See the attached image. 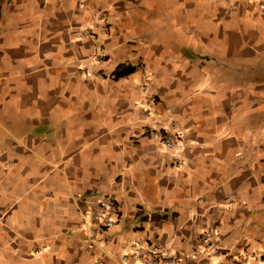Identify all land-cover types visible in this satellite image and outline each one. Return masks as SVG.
I'll list each match as a JSON object with an SVG mask.
<instances>
[{"label":"crops","instance_id":"obj_1","mask_svg":"<svg viewBox=\"0 0 264 264\" xmlns=\"http://www.w3.org/2000/svg\"><path fill=\"white\" fill-rule=\"evenodd\" d=\"M208 231L219 254L179 264H264V0H0V264H142L132 243Z\"/></svg>","mask_w":264,"mask_h":264},{"label":"built area","instance_id":"obj_2","mask_svg":"<svg viewBox=\"0 0 264 264\" xmlns=\"http://www.w3.org/2000/svg\"><path fill=\"white\" fill-rule=\"evenodd\" d=\"M163 149L171 151L172 161L181 164V153L177 151V135L169 130L161 134L159 138ZM116 222L114 203L109 195H100L97 199V207L90 211L89 224L91 235L96 236L108 230ZM210 250L214 255L220 251L219 241L214 232L208 231L200 235L199 246L191 254H167L163 253L155 245L134 242L130 246V254L135 258H141L142 264H179L182 261L202 256Z\"/></svg>","mask_w":264,"mask_h":264},{"label":"trees","instance_id":"obj_3","mask_svg":"<svg viewBox=\"0 0 264 264\" xmlns=\"http://www.w3.org/2000/svg\"><path fill=\"white\" fill-rule=\"evenodd\" d=\"M133 70H134V68H132V67L115 70L114 75H115V77L125 76V75L133 72Z\"/></svg>","mask_w":264,"mask_h":264}]
</instances>
